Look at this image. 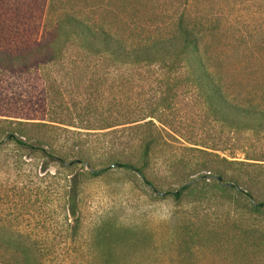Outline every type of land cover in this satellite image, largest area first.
Listing matches in <instances>:
<instances>
[{"label": "trees", "instance_id": "1", "mask_svg": "<svg viewBox=\"0 0 264 264\" xmlns=\"http://www.w3.org/2000/svg\"><path fill=\"white\" fill-rule=\"evenodd\" d=\"M239 3L0 0V264H46L7 202L52 198L78 221L86 179L110 170L264 244V71L238 70L248 51L264 67V16L242 27Z\"/></svg>", "mask_w": 264, "mask_h": 264}, {"label": "rangeland", "instance_id": "2", "mask_svg": "<svg viewBox=\"0 0 264 264\" xmlns=\"http://www.w3.org/2000/svg\"><path fill=\"white\" fill-rule=\"evenodd\" d=\"M239 1L235 8L242 15L238 17L242 27L243 21H252V10L262 20L261 0ZM76 53L70 60L78 59L80 70H93ZM240 61L238 70L264 71L249 51ZM122 70L137 76L136 70L148 69ZM198 114L192 99H185L183 118L190 122ZM162 165L159 160L155 171L164 176ZM8 205L4 213L10 228L37 234L46 264H264V244L256 245L229 228L203 230L198 220L190 219L187 203L179 206L172 194L155 193L130 171L110 170L87 178L78 221L61 218L52 198L32 196L24 207L14 200Z\"/></svg>", "mask_w": 264, "mask_h": 264}, {"label": "water", "instance_id": "3", "mask_svg": "<svg viewBox=\"0 0 264 264\" xmlns=\"http://www.w3.org/2000/svg\"><path fill=\"white\" fill-rule=\"evenodd\" d=\"M165 193H166V192H161V194H163V195H164Z\"/></svg>", "mask_w": 264, "mask_h": 264}]
</instances>
